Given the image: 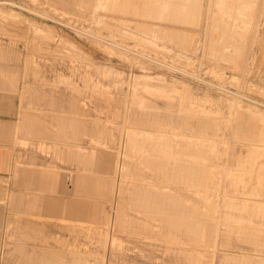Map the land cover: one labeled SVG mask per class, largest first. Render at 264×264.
<instances>
[{"label":"rangeland","instance_id":"1","mask_svg":"<svg viewBox=\"0 0 264 264\" xmlns=\"http://www.w3.org/2000/svg\"><path fill=\"white\" fill-rule=\"evenodd\" d=\"M66 1L0 0L2 203L46 183L29 255L264 264V0Z\"/></svg>","mask_w":264,"mask_h":264},{"label":"crops","instance_id":"2","mask_svg":"<svg viewBox=\"0 0 264 264\" xmlns=\"http://www.w3.org/2000/svg\"><path fill=\"white\" fill-rule=\"evenodd\" d=\"M66 1V0H65ZM67 2V1H66ZM2 4V3H0ZM17 60V58H12L10 56H4V52H2V49L0 47V90H8L9 92H17V74L16 71L9 73L10 69L6 71L8 68V63L11 60ZM6 71V72H5ZM21 91L19 90V93ZM19 98V96H18ZM20 100V99H19ZM20 104V103H19ZM1 111V109H0ZM11 111V110H10ZM18 120H19V106H18ZM18 120L14 123H8L5 121H2L0 119V262L1 260L5 259L7 264H10L11 262L6 259L8 254L10 253V250H7L6 252L5 247V241L6 239L9 240V238L14 239V241L17 240L18 234L19 237H24L25 240L22 242V245L25 247V256L27 259L29 257L33 260L32 264H72L71 262H65L60 257L58 259L51 257V256H41L45 259L37 260L35 261V258L32 257V255H29V238H33L34 233L42 232V236L45 238H50L46 236L43 231L42 227H36L33 226V228H30L31 225H29V222L26 220L22 222V224L17 223L16 216H24L29 214H35L40 215V211H45L44 205L42 202L44 201L42 199V196L40 194H44L42 191L44 190L43 187H36L35 185H42L46 184L45 180L43 178H33L31 183L29 184V181H27V185L33 186L31 189L29 188L26 192H15L11 191V198L10 202L8 204L9 207L4 206L2 203L3 200V190H2V173H8V170L14 175L13 173V167L14 163L12 162L11 166H9L10 162V155L9 151L7 150L14 138H16V127ZM34 160V157H33ZM34 163V162H33ZM10 167V169H9ZM68 179L71 178V175L67 176ZM11 180V179H10ZM43 181V182H41ZM12 183V182H11ZM7 198V197H6ZM37 201V204L34 205L33 202ZM34 207V208H33ZM66 211H64V214ZM22 214V215H21ZM65 222V221H64ZM45 247V246H44ZM58 247V245H57ZM57 247H53L52 249L56 250ZM49 249L47 247L44 248V250ZM59 249V248H58ZM42 254H39V256ZM106 257L105 264H111L109 259ZM30 259V260H31ZM31 260V262H32ZM29 261V260H28Z\"/></svg>","mask_w":264,"mask_h":264},{"label":"bare ground","instance_id":"3","mask_svg":"<svg viewBox=\"0 0 264 264\" xmlns=\"http://www.w3.org/2000/svg\"><path fill=\"white\" fill-rule=\"evenodd\" d=\"M178 14V13H177ZM171 102V101H170ZM131 135V134H130ZM141 137V136H140ZM138 141V140H137ZM167 143V142H166ZM163 144V143H162ZM183 150V149H182ZM184 150H185V148H184ZM214 181V180H213ZM206 183V182H205ZM118 190V189H117ZM203 193V192H202ZM113 242V241H112ZM107 261V260H106Z\"/></svg>","mask_w":264,"mask_h":264}]
</instances>
